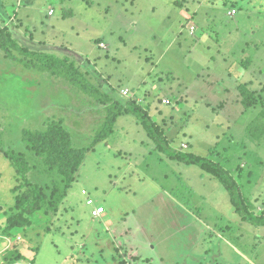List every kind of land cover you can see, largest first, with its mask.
Listing matches in <instances>:
<instances>
[{
	"label": "rangeland",
	"instance_id": "rangeland-1",
	"mask_svg": "<svg viewBox=\"0 0 264 264\" xmlns=\"http://www.w3.org/2000/svg\"><path fill=\"white\" fill-rule=\"evenodd\" d=\"M181 2L163 0L157 15L150 14L148 0H69L68 6L61 5L62 0H50L38 6L45 23L56 22L65 35L72 36L73 40H65L72 49L67 54L79 65L86 51L91 59L88 67L73 65L72 70L52 56L23 59L42 69L45 77L42 88L47 96L39 98V103L50 105L39 120L61 121L72 146L85 152L57 208L25 213L28 223L6 235L2 230L7 216L16 211V199L29 188L19 186L25 180L38 183L50 196L54 183L63 178L19 142L23 129H4L2 147L24 154L30 171L26 178L19 176L14 156L0 153V263L10 250H20L33 261L20 259L11 264H264V225L242 221L213 175L158 150L133 114L111 118L119 104L129 99L139 103L171 148L217 162L239 185L249 209L264 213L260 116L264 99L256 98L244 109L239 105L241 96L212 95L195 80L215 71L201 72V64L215 53L213 46L232 23L227 15L231 3L186 0L188 12L193 13L196 5L202 18L213 14L209 25L201 24L191 35L176 6ZM248 4H255L253 10L264 8V0ZM60 7L64 15L73 11L72 19H63ZM49 8L54 16L48 15ZM243 13L240 9L236 17ZM263 17L248 16L252 31L261 26ZM4 20L10 23L4 25L6 29L22 28L21 33H9L16 44L36 46L26 36L31 26L17 24V11L7 13ZM97 36L106 40L104 49L96 46ZM193 41L209 42L210 47L190 49ZM94 53L98 57L92 59ZM18 67H22L20 62ZM254 76L249 74L246 82ZM258 77L260 82L250 89L261 96L264 71ZM122 89L128 95H122ZM30 126L36 129V115ZM87 197L104 205L106 219L90 216Z\"/></svg>",
	"mask_w": 264,
	"mask_h": 264
},
{
	"label": "crops",
	"instance_id": "crops-1",
	"mask_svg": "<svg viewBox=\"0 0 264 264\" xmlns=\"http://www.w3.org/2000/svg\"><path fill=\"white\" fill-rule=\"evenodd\" d=\"M44 1L49 2L50 0H0V17L2 16L3 19H5L7 13L11 12L12 10L17 11V24L22 22L25 26H31L29 28H31L32 32L26 36H28L32 42H36V46H34L33 43H30L31 46L28 44H24L22 46L19 43L16 44L13 36L10 35L11 39L14 41V46L7 50L0 49V141L2 144L6 143L4 129L21 128L23 129L22 132L27 130H44L51 121L50 118L47 119L46 117L43 121L39 120L42 115V111L45 110V107L48 108L50 105L49 103L46 106H41L39 103V98L47 96L44 90L46 88H42L45 77L43 78L42 69L39 70L34 68L30 66L28 62L26 63L23 61L26 55H34L36 58L52 56L57 60H63L66 65L70 66V70L73 69V65H75L74 68L88 67L89 61H91L87 55V51L85 54V60L81 61L82 65L77 64V62H75L74 59L67 54V50L71 51L72 49L69 45L70 43H67L65 40H73L72 36L69 37L65 35V31L61 29L56 22L54 23L52 21L51 23L47 24L44 22L45 20L41 19V8L38 6L43 5ZM113 1L116 3L120 0ZM148 1H150V14L155 15L156 10L162 4L163 0ZM185 1L186 0H183L180 5L177 4L176 6L180 7L181 21H185L184 26L188 27L191 35H194V33L197 31V27H199L201 24L203 26L209 25L207 20H209V17L213 14L209 13L208 18L207 16L202 18V16H199V14H197L195 11V8H197L196 5L194 6L193 13H190L188 12L189 9L185 4ZM203 1L205 2L210 0ZM224 1L225 0H223V2ZM228 1L231 3V8L227 11V15L232 20V23H230L229 28L225 30L226 34H222V38L220 40L221 42H216V45L213 46L215 48V53L209 54L206 60L201 64V72L203 70L207 72L208 68L214 69L215 71L209 76V80V77L206 78L207 73H205V77H196L195 80L200 84V89L207 91L208 93L209 91L211 94H215L216 92L219 95L229 93L231 96L235 95L238 98L240 97L238 87L240 84H245L246 77L251 73L256 76L250 78L252 82H246L245 86L250 88L254 86L253 83L256 85L260 82V78L258 76L261 73V69H264V8L259 6L256 8V10H253L255 4H253V7L250 6V4H248L249 0H239L240 2L238 3H235L238 0ZM242 1H244L245 4H243ZM241 2L242 6H240ZM66 3L68 6L70 4L69 0H62L61 5ZM243 5L246 7H243ZM20 8L22 9V12L20 11ZM239 8L244 9V13L242 16L236 17L238 11L240 10ZM108 9L109 13V11H111L110 5L108 6ZM214 9H210L211 11L209 12H213ZM232 10H235V12L232 13ZM47 11L49 16H54L55 12L53 9L49 8ZM68 12V15H64L60 7V15L63 19H72L74 12L71 10ZM126 13L127 12L125 11V14ZM187 13L189 15H187ZM157 14L158 13L156 12V15ZM254 15H257V17L262 16L263 20H260V22H262L261 26H256L255 30L252 31L250 28L251 25H248L247 18L248 16L251 18ZM215 18L218 19V16L216 15ZM7 21L8 20H6V23L10 24L9 21ZM191 27H196V29ZM7 31L13 35L21 33L22 28H18L17 26L14 28V30H12L10 27H8ZM95 40H98L97 43L95 42L97 47L103 49L105 48V39H100L99 36H97L95 37ZM196 42L198 41H193L189 48L194 49L198 45H206L205 47H210V45H208L210 44L209 42H206L207 44H197ZM21 48L22 50H20ZM16 51L19 53H16ZM246 52H248V56L242 58V55ZM95 56L98 57V55H95L94 53L92 59H95ZM111 61L114 60L111 59ZM18 62L22 64V67H18ZM92 62L97 64L95 60ZM80 85L83 86L81 82ZM123 90L125 89L121 90V94ZM48 95L51 97V93H48ZM239 105H241V103H239ZM28 112L31 113V115L25 116V114ZM122 114L123 115H121V117L129 113ZM35 115L36 129L32 130L33 127H31L30 124L33 123ZM120 121L124 122L125 124L124 119ZM18 140L21 142V144L25 145L23 141V133L20 135ZM96 204L102 205L100 203ZM106 216L107 212L105 208V212L101 217L102 219H106Z\"/></svg>",
	"mask_w": 264,
	"mask_h": 264
},
{
	"label": "trees",
	"instance_id": "trees-1",
	"mask_svg": "<svg viewBox=\"0 0 264 264\" xmlns=\"http://www.w3.org/2000/svg\"><path fill=\"white\" fill-rule=\"evenodd\" d=\"M238 2L240 1L238 0L235 3ZM242 2L245 4L244 1ZM242 2L240 3V6H242ZM13 46L14 42L11 39L7 29H1L0 49L7 50ZM263 71L264 69H261V72ZM238 89L241 96L240 102L244 109H248L250 106H252L256 101V98L261 97L264 99V85L260 89L263 91L261 96H257L255 91L243 84H240ZM122 109L123 111H121ZM113 111L114 113L111 116L113 119L122 113L133 114L145 130L146 135L156 144L158 150H160L169 158L187 164L198 165L203 171L213 175L228 192L229 200L242 221L257 226L264 225V213L256 214L249 209L245 198L241 194L239 185L225 168H223L217 162H214L204 156L171 148L168 145L163 132L159 130L157 124L150 120L147 114H145L144 110L134 100L129 99L125 104H119L117 109ZM260 116L263 119V130L264 106L260 111ZM247 129L252 131L251 125L247 126ZM24 135L27 136L24 137ZM253 135L257 136L255 134ZM23 141L28 151H30L34 157L38 158L44 166H48V169H54V171L62 176L63 180L60 181L62 185H60L58 182L54 183L50 196L44 192L40 184L33 182L31 183L28 180H25V182L19 186V189L22 185L25 187L29 186V188L23 191L22 194L16 199L13 208L14 210L16 209V211H14L13 214L11 213L7 216V225L2 230L6 235H10L13 229H19L28 223V219L23 216L25 213L30 214L35 211L37 212L42 207H46L51 210H55L57 208L61 197H63L66 192V188L70 186V182L67 183L68 179H70V176H72L76 171L85 152L83 148L72 146L70 135L63 127L62 122L59 120L50 121L44 130L25 131L23 133ZM0 153L13 155L17 163L15 165H17L16 168L19 172L18 175H21V177L23 176L25 178L27 177V173L30 171V164L28 163V160L25 158L24 154L14 150H4L1 141ZM23 202H26L25 205L22 204ZM35 249L36 251L38 250V243ZM20 259H25L26 261L28 259L32 260V258H28V256L20 252V250H10L9 253H6L2 256L0 264H11L12 262Z\"/></svg>",
	"mask_w": 264,
	"mask_h": 264
},
{
	"label": "built area",
	"instance_id": "built-area-1",
	"mask_svg": "<svg viewBox=\"0 0 264 264\" xmlns=\"http://www.w3.org/2000/svg\"><path fill=\"white\" fill-rule=\"evenodd\" d=\"M234 12H235V10H232V13H234ZM0 18H1V17H0ZM8 21H9V20H8ZM8 21H7V22H8ZM4 25H8V24L6 23V20L3 19V21H2V18H1V19H0V28H3ZM4 28H5V26H4ZM4 28H3V29H4ZM191 28H193V27H191ZM100 45H101V44H100ZM122 94H123V95H127V94H128L127 90H123V91H122ZM166 102H168V101L166 100ZM81 193H82L83 195H87V194H88L86 190H82ZM86 204H87L88 206H90V216H91L92 218H98V217H101L102 214L105 212V207H104L103 205H98V204H96V203L94 202V200H93L91 197H87V198H86Z\"/></svg>",
	"mask_w": 264,
	"mask_h": 264
}]
</instances>
